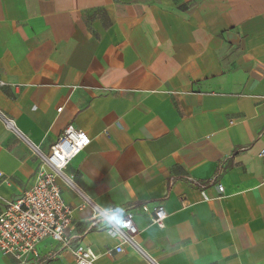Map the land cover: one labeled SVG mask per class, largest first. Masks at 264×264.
<instances>
[{
	"label": "crops",
	"instance_id": "1",
	"mask_svg": "<svg viewBox=\"0 0 264 264\" xmlns=\"http://www.w3.org/2000/svg\"><path fill=\"white\" fill-rule=\"evenodd\" d=\"M0 79V213L74 125L91 142L59 184L96 264L146 261L87 201L131 212L159 264H264V0H0Z\"/></svg>",
	"mask_w": 264,
	"mask_h": 264
},
{
	"label": "built area",
	"instance_id": "2",
	"mask_svg": "<svg viewBox=\"0 0 264 264\" xmlns=\"http://www.w3.org/2000/svg\"><path fill=\"white\" fill-rule=\"evenodd\" d=\"M0 84H3L1 79ZM62 108L59 107L58 111L60 112ZM0 114L9 126L13 125L12 119L2 112ZM90 142L91 139L85 131L69 125L51 145L49 153H44L32 146L33 153L39 160L37 179L34 186L23 196L17 200L8 201L5 209L0 213L1 253L12 256L17 264H46L47 259L42 257L39 244L51 238L64 249L71 251L76 264H96L99 256L93 249L82 244H73L72 238L68 235V230L73 224L74 209L64 200L59 184V180H62L74 186L65 170ZM3 176L0 171V178ZM198 185L205 187L201 183ZM217 186L223 192V184L218 183ZM87 202L93 207L94 223L101 222V209L94 203ZM166 217L165 206L157 205L154 208L153 224L164 228ZM125 220L127 223L116 229L120 233L117 237L123 244L134 248L144 258L146 264H159L137 242L139 229L134 215L127 211ZM115 250L121 252L123 247L118 245Z\"/></svg>",
	"mask_w": 264,
	"mask_h": 264
},
{
	"label": "clouds",
	"instance_id": "3",
	"mask_svg": "<svg viewBox=\"0 0 264 264\" xmlns=\"http://www.w3.org/2000/svg\"><path fill=\"white\" fill-rule=\"evenodd\" d=\"M101 219L104 227L108 230L107 235L115 238L120 233L116 230L118 227L127 223L125 217L127 211L122 207H111L109 210L101 209Z\"/></svg>",
	"mask_w": 264,
	"mask_h": 264
}]
</instances>
